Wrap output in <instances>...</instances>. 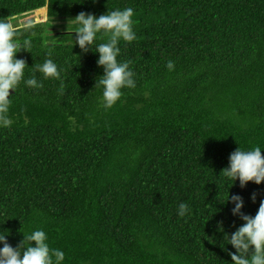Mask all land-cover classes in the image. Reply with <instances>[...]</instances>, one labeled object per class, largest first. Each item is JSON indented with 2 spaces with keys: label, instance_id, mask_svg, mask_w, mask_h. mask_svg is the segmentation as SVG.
Returning <instances> with one entry per match:
<instances>
[{
  "label": "trees",
  "instance_id": "trees-1",
  "mask_svg": "<svg viewBox=\"0 0 264 264\" xmlns=\"http://www.w3.org/2000/svg\"><path fill=\"white\" fill-rule=\"evenodd\" d=\"M127 7L136 40L117 59L136 86L105 109L93 51L110 33L84 53L70 19ZM41 10L16 41L43 87L22 80L0 112V234L16 247L43 229L62 264H233L228 191L253 216L264 200V182L228 189L221 171L238 147L264 150V0H0L8 21ZM46 59L59 79L35 71Z\"/></svg>",
  "mask_w": 264,
  "mask_h": 264
},
{
  "label": "clouds",
  "instance_id": "clouds-1",
  "mask_svg": "<svg viewBox=\"0 0 264 264\" xmlns=\"http://www.w3.org/2000/svg\"><path fill=\"white\" fill-rule=\"evenodd\" d=\"M135 10L132 7L117 9L107 14L96 16L92 13L81 11L70 19L76 25L75 44L87 53L93 51V44L98 39V34L110 33L106 43H98L95 53H98L97 64L103 68V78L95 85L102 87L103 107L109 109L122 97V89L135 88L134 72L128 62L118 61L121 49L119 41L133 42L136 33L133 29V16ZM68 26V25H67ZM25 30L32 27L25 25ZM19 29L10 21L0 18V112L7 110L10 90L20 84L24 78V70L27 61L17 58V53L23 49L31 52L32 41L25 38L22 42L16 41ZM51 55V52L48 53ZM167 68L174 70V62L169 60ZM35 71L43 74L44 78H60V70L52 59H46L42 64L35 65ZM32 88L43 87L35 76L23 80ZM5 125L9 122L4 121ZM264 150L257 146L251 150H242L238 147L229 155V163L223 168V175L228 180V189L237 180L241 188L249 181L259 185L264 182ZM255 200V196H253ZM233 203L231 209L233 216H238L243 223L229 234L224 230L222 222H218V230L223 233V239L227 245H231L235 251L229 255L233 264H264V200H261L256 214H245L244 199L240 194L229 195L224 202ZM178 214L184 216L189 211L186 203L179 204ZM227 234V235H225ZM7 234H0V264H62L65 253L61 249L49 247L48 237L43 229H36L27 234L23 233V240L16 247L11 246L6 239ZM33 242L35 244L33 245ZM228 250V249H227Z\"/></svg>",
  "mask_w": 264,
  "mask_h": 264
},
{
  "label": "rangeland",
  "instance_id": "rangeland-1",
  "mask_svg": "<svg viewBox=\"0 0 264 264\" xmlns=\"http://www.w3.org/2000/svg\"><path fill=\"white\" fill-rule=\"evenodd\" d=\"M47 12L44 11V10H41L40 12H35L31 15V18H28V17H20V18H17V19H11L10 22H12L16 27L17 26H22V25H26V24H33V23H38V22H45V21H48V18L46 16ZM46 16V18H45ZM34 18V19H33ZM64 22H58L56 24H63ZM55 30H58V29H63V27H59L57 25H55L54 27Z\"/></svg>",
  "mask_w": 264,
  "mask_h": 264
},
{
  "label": "water",
  "instance_id": "water-1",
  "mask_svg": "<svg viewBox=\"0 0 264 264\" xmlns=\"http://www.w3.org/2000/svg\"><path fill=\"white\" fill-rule=\"evenodd\" d=\"M12 93H14V90H10V93H9V95H10V94H12ZM8 97H9V96H8Z\"/></svg>",
  "mask_w": 264,
  "mask_h": 264
}]
</instances>
